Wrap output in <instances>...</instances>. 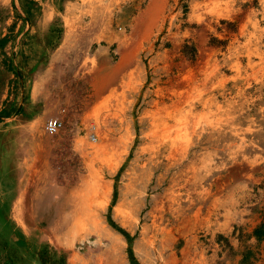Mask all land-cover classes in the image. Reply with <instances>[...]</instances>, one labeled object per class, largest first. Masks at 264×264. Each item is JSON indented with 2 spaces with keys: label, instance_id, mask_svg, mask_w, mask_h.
Instances as JSON below:
<instances>
[{
  "label": "rangeland",
  "instance_id": "obj_1",
  "mask_svg": "<svg viewBox=\"0 0 264 264\" xmlns=\"http://www.w3.org/2000/svg\"><path fill=\"white\" fill-rule=\"evenodd\" d=\"M263 221L264 0H0V264H264Z\"/></svg>",
  "mask_w": 264,
  "mask_h": 264
},
{
  "label": "built area",
  "instance_id": "obj_2",
  "mask_svg": "<svg viewBox=\"0 0 264 264\" xmlns=\"http://www.w3.org/2000/svg\"><path fill=\"white\" fill-rule=\"evenodd\" d=\"M64 126V121L61 118L50 117L46 119L43 129L46 136L55 137L63 130ZM89 130L91 132L89 134V139L90 141L95 142L97 140L95 135L96 126L90 125Z\"/></svg>",
  "mask_w": 264,
  "mask_h": 264
},
{
  "label": "trees",
  "instance_id": "obj_3",
  "mask_svg": "<svg viewBox=\"0 0 264 264\" xmlns=\"http://www.w3.org/2000/svg\"><path fill=\"white\" fill-rule=\"evenodd\" d=\"M255 235L258 237V239H263L264 238V221L255 230Z\"/></svg>",
  "mask_w": 264,
  "mask_h": 264
},
{
  "label": "bare ground",
  "instance_id": "obj_4",
  "mask_svg": "<svg viewBox=\"0 0 264 264\" xmlns=\"http://www.w3.org/2000/svg\"><path fill=\"white\" fill-rule=\"evenodd\" d=\"M233 163H234V162H233ZM184 176H185V175H184ZM186 176H187V175H186ZM184 180H185V179H184ZM181 187H182V185H181ZM181 187H180V188H181ZM155 205L157 206V204H155ZM159 205H160V204H159ZM156 208H157V207H156ZM117 213H118V212H117ZM118 214H119V213H118ZM117 216H118V215H117ZM121 217H122V216H121ZM80 226H81V225H80ZM94 226H95V225H94ZM154 226H155V225H154ZM75 233H76V232H75ZM79 238H80V237H79ZM79 238H78V239H79ZM78 241H79V244L84 243V240H83L82 238H80ZM56 242H59V241H56ZM62 242H64V241H62ZM77 246H78V245H77Z\"/></svg>",
  "mask_w": 264,
  "mask_h": 264
}]
</instances>
